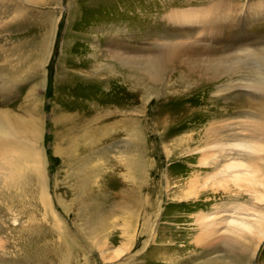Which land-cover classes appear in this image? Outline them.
Masks as SVG:
<instances>
[{"label": "rangeland", "instance_id": "rangeland-1", "mask_svg": "<svg viewBox=\"0 0 264 264\" xmlns=\"http://www.w3.org/2000/svg\"><path fill=\"white\" fill-rule=\"evenodd\" d=\"M18 1L32 10L0 26V114L39 127L49 207L34 166L15 167L12 183L0 164V264H264V140L234 129L247 120L208 92L224 82L200 86L177 69L142 105V87L107 53L114 37L152 48L175 14L201 16L220 0ZM228 1L248 42L262 40L264 0ZM124 93L136 104L116 113ZM233 131L241 159L230 158L238 139L221 135Z\"/></svg>", "mask_w": 264, "mask_h": 264}, {"label": "bare ground", "instance_id": "bare-ground-1", "mask_svg": "<svg viewBox=\"0 0 264 264\" xmlns=\"http://www.w3.org/2000/svg\"><path fill=\"white\" fill-rule=\"evenodd\" d=\"M223 1L220 0L213 6L212 11L219 8V13L206 11L201 16L192 12L191 14H175L168 28H165L168 31L167 35L161 34L162 38L160 39L156 37L157 41L162 40L163 42H152V48L126 44L121 39L114 37L108 43L111 49L107 53L115 64L125 68L128 74L131 75V78H134L133 85L135 87H142V89H138V92L142 93V96H139L140 99H138L142 105H145L151 97L159 99V96H164V94H159H162L165 77L169 73L176 72L177 69L180 70H178L179 72H188L187 77L189 80L196 83L200 82V86H202V83L209 85L224 82V84L219 86L210 85L206 88L213 95H224L225 100L231 102L230 108L235 111L233 113L236 117H243L247 120L244 122L245 124L242 122L237 123L233 127L234 129L237 126L243 128L245 125L244 129L250 132L248 136L250 135L251 139L264 140V38L249 43L248 41L253 39V36L243 35L246 29L242 28L238 21L242 18H239V14L235 10L236 5H229V1L225 0L227 3L221 6L220 3ZM28 9L30 10V8H25V5L18 0H0V26H3L9 19L12 21L14 16L23 17V21L21 20V22H24L26 18L24 14H26ZM225 10L227 11L226 14L224 13ZM254 12L256 16L261 15L260 11L253 10L249 13L250 16H245L244 19L252 17ZM185 23L191 26L195 23L194 26H198L200 32H192L190 34L188 32L190 30L186 28ZM246 26L249 27L250 25ZM193 34L197 35V37L201 36L199 42L191 40L197 38L193 37ZM47 40V37L42 40L44 42L41 44V57H43L44 51L47 48ZM184 40L187 41L185 42ZM125 78L126 76L123 79ZM128 84L130 85L131 82L129 81ZM204 88L200 87L199 91H203ZM125 89L121 88L123 92H125ZM126 95L124 93L120 97H117V102L119 103L115 107L121 108H114L116 113L130 108L131 104H136V101L131 102V104L127 103L125 101ZM210 101L214 103L213 100ZM138 108H141V106L137 103L136 108L131 110L142 113L141 111H136ZM199 112L201 113V111ZM220 114L216 113L213 117L219 120L224 116L223 112ZM63 118L66 117L63 116ZM76 118L79 122L80 117L76 116ZM16 119L14 116L11 117L8 111L0 114V164L7 169L8 173H12L16 169L15 167L20 165L28 166L29 168H33L34 166L33 173L38 176L41 188V200L44 205L49 207L43 172L39 170L38 164L35 161L39 159H35L34 156V151L39 152L38 148H35L33 145V140L40 137L39 127L32 126L31 130L23 128ZM132 120L135 127H137L136 129L134 128L137 138V135L141 134L139 129L140 118H133ZM210 129L212 130V128ZM214 130L218 132L214 134ZM213 131H210L209 135L213 133L215 141H218L216 135L221 131L217 128L213 129ZM235 132L233 131L230 135L224 132L221 135L223 139H228L230 136L236 140L238 139V134ZM240 146H243V144L238 139L234 144L235 149H232L231 159H236L237 157L241 159L239 157H242V151L238 150ZM233 151L236 158L233 156ZM139 153L140 155L142 154L141 152ZM221 156L224 157L225 154ZM137 158L141 159V157ZM136 167L139 172L142 164L136 163ZM17 173V171L12 173V183L21 179V177L16 176ZM256 233L254 235H257ZM262 233L264 236L263 231ZM235 240L237 239L234 238V242H237Z\"/></svg>", "mask_w": 264, "mask_h": 264}]
</instances>
